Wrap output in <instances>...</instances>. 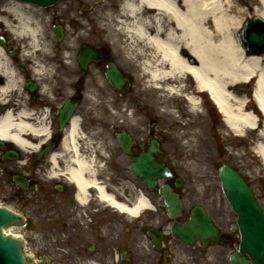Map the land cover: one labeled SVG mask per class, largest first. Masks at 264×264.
<instances>
[{
  "label": "flooded vegetation",
  "instance_id": "obj_1",
  "mask_svg": "<svg viewBox=\"0 0 264 264\" xmlns=\"http://www.w3.org/2000/svg\"><path fill=\"white\" fill-rule=\"evenodd\" d=\"M100 51L101 60L88 65L82 78L74 63L72 77L56 73L57 78L51 80L46 92L40 85L35 86L33 93L26 85H19V91L9 93L7 99L11 100L2 106L3 110L17 107L22 98L31 114L26 120L35 128L46 127L45 133L28 136L30 149L5 143L0 151V206L23 218L15 231L25 238L38 264H230L225 253L238 241V229L233 216L209 197L199 203L219 227L218 244L212 240L182 244L163 230L165 219L160 215L147 213L134 219L102 202L100 187L104 185L108 192H114L115 200L131 205L134 182L127 170L129 158L102 143L100 109L86 100L87 96H100L98 78L108 60L104 49ZM73 56L76 60V54ZM67 100L76 104L71 117L77 116L80 121L81 133L74 141L67 133L71 118L63 125L60 119V110ZM136 138L133 153L147 143L142 134H136ZM9 155L13 158H7ZM82 158L89 166V170H82V178L88 183L84 201L79 200L83 193L79 181L71 174L80 170L78 162ZM255 185L263 197L264 182L257 180ZM139 186V190L144 189L142 183ZM183 200L181 221L190 217L198 203ZM150 230L160 232L157 249L149 237Z\"/></svg>",
  "mask_w": 264,
  "mask_h": 264
},
{
  "label": "bare ground",
  "instance_id": "obj_2",
  "mask_svg": "<svg viewBox=\"0 0 264 264\" xmlns=\"http://www.w3.org/2000/svg\"><path fill=\"white\" fill-rule=\"evenodd\" d=\"M255 1L258 6L253 8V13L264 19V0ZM93 2L97 6L93 13L99 12V26L108 34L116 53L137 62L143 70L142 75L137 76L138 82H142L139 86L143 92L182 98L191 111L198 109V97L207 95L222 114L230 135H254L253 152L264 170V54H248L239 44L237 33L244 22L239 3L234 0ZM64 9L66 12V7ZM36 11L14 1H8L0 9V23L10 30L14 45L21 50L18 61L15 57L7 56L0 45V103L7 93L19 91V81L21 84L22 80L16 66L23 65L22 59L34 64L36 78L40 77L44 85L43 91L50 85L53 67L50 63L51 45L41 14ZM75 31L74 28L69 30V35L75 34ZM82 36L88 37L85 33H78L74 42ZM66 50L74 51L70 41ZM35 58L38 59L36 62ZM68 63L74 67L73 61ZM31 76L34 77L33 74ZM249 83L252 84V100L237 91L241 84ZM188 85L191 91L187 90ZM19 100L17 107L8 108L0 114V140L28 150L31 148L29 137L33 133H45L46 127L35 128L26 120L31 114L22 103L23 99ZM176 114L174 110L169 111L168 117L174 123L172 126L181 125ZM199 125L194 121L183 124L195 128L189 132L191 137L203 134V128L197 129ZM67 133L73 141L81 133L77 116L71 120ZM181 134L179 132L178 135ZM78 163L80 170L71 174L79 181L83 191L79 200L84 201V189L88 183L82 178V170H89V166L83 158ZM143 195L134 192L132 206L127 207L117 202L104 185L100 187L102 202H108L119 211L129 212L135 217L144 210L154 209ZM10 230L5 234L15 237L16 232Z\"/></svg>",
  "mask_w": 264,
  "mask_h": 264
},
{
  "label": "water",
  "instance_id": "obj_3",
  "mask_svg": "<svg viewBox=\"0 0 264 264\" xmlns=\"http://www.w3.org/2000/svg\"><path fill=\"white\" fill-rule=\"evenodd\" d=\"M31 3L48 6L58 0H25ZM58 38L61 37L60 30ZM243 42L251 51H257L264 48V21L258 17H254L248 21ZM107 79L115 89H123L128 86V81L114 68L107 73ZM121 148L125 152H129L131 140L126 134H121L118 138ZM158 152L157 143H153L147 152L140 154L135 158L131 165L132 172L144 178L148 187L152 188L156 179L160 176L167 175L168 170L161 164L157 163L153 154ZM221 187L225 196L230 200L233 209L239 214V222L244 229L245 238L250 241L249 254L254 257V261L258 264H264V217L258 209L253 206V201L249 189L246 187L240 176L230 169L228 166H222L218 171ZM166 187L160 188V193L164 197L167 206L171 210V214L175 213L180 206L175 195H168ZM16 216L11 212L0 209V264H29L23 258L20 252V244L16 239L9 236H3L1 227L10 221H16ZM194 224H189L183 229L175 228L180 232V237L186 239L184 230H191ZM13 229V228H11ZM7 233L9 231H5ZM237 264H243L239 257H232Z\"/></svg>",
  "mask_w": 264,
  "mask_h": 264
},
{
  "label": "rangeland",
  "instance_id": "obj_4",
  "mask_svg": "<svg viewBox=\"0 0 264 264\" xmlns=\"http://www.w3.org/2000/svg\"><path fill=\"white\" fill-rule=\"evenodd\" d=\"M3 1H5V0H0V6H2V4L4 3ZM234 1L239 3V8L243 11L242 20H244L246 17H248L250 14H252L253 8L258 6V4L255 0H234ZM72 2H73L72 0L61 2V3H58L51 8L38 9V11H36L38 14H41V18H42L43 23H44L45 34L48 37L51 46H53L55 41L53 38H51L52 36H51V31H50L51 30V28H50V26H51L50 16L51 15L50 14L53 12H56V11H61L62 6H63V5H61L62 3H65V5H67V6H72L74 3V2L73 3ZM75 5L76 4L74 3V7H75ZM8 37H9L8 40H9L10 46H16V45H14L13 39L11 38L10 34L8 35ZM107 37H108V35H107ZM63 47H64V45L59 47V48L62 49ZM51 52H52V48H51ZM121 52H122V49H121ZM50 57L53 58L52 56H50ZM22 60L24 62V59H22ZM34 60L37 61L38 59L35 58ZM122 61H123L125 68L128 70H129V67H133L132 65H134V63L132 61H130L128 58H125V60H122ZM135 63H137V62H135ZM130 64H132V65H130ZM131 79L133 81V85L129 89V91H131L130 94H133L138 100H140L142 103H144V108H145L144 112L146 110L148 115L151 116L149 119L152 120V118H153L154 121H156L157 123L159 122V124H161V127L164 130L167 129L170 132L169 137L176 144H181V146L184 147V145H182V143H183L182 141L184 139H186V141L183 143V144H186L185 146L187 147L185 152L187 155L189 154L191 156L183 158V160L180 162V165L184 171H187L190 174L191 179H192V181L190 182L191 188L194 189L195 192H197L196 195L198 196L200 193L202 194L204 192L203 187L207 183L206 180L208 178L209 181L211 180L210 189H208V190H210V195L222 197V195L219 191V184L217 182L216 172H215V167L221 162V160L219 161L220 158L218 156H216V152L213 149L212 144L209 142V141H212V139L208 138L207 140H209L208 141L209 145L208 144L204 145V143H203L204 139H201L200 141L196 140V139H194V137H189V134L185 133V132H184L185 134L182 133L184 135V139H183V137L178 136L179 131L182 132L181 128H183L182 127L183 125L182 126L181 125L172 126L174 124L172 122L173 119L168 117L169 111L174 110V112L177 113L176 115L180 119L179 113L177 112V109H182L184 101L181 99H177L176 97H173V98L163 97L161 94L159 95L157 92H143L142 87L139 86L140 83L142 84V82H140V83L138 82L137 76H134ZM128 96H129V94L123 95V96H118V95L113 94V93L112 94L111 93L105 94V92L103 90V93L101 95V108H102V111H104V112H102L103 124H105L106 126H109L111 124V114L108 111V107L105 103H107L109 106L112 105V107H114L113 105H116L115 107L123 109L125 102L129 101ZM122 111L124 112V110H122ZM144 112L137 111L136 113L138 115L136 114L135 118H129V121H131L130 125L131 126L133 125V128L137 131L139 130L138 123H140V121L138 119H140L142 117L141 114H143ZM183 115H184L183 119L188 123L189 119L186 116H189V115L186 113ZM190 118H191V120H193L194 116L191 115ZM253 138H254V135L249 134L246 137V139H244V140H246V141L249 140L251 142V139H253ZM190 140L192 141V147L189 148L186 142L190 141ZM235 143L238 144L237 142H235ZM168 145H170V143H168ZM241 151H243V152H241ZM241 151L237 152V155L236 154L234 155L235 157H233V158L229 157L228 160L232 164H239L240 166H242L243 169H245L247 175L249 177H251L253 179V181L255 182L256 180H254L255 177L253 176V174L255 173V170L257 168L255 166V164H257L256 160L253 156H251L250 153H246L245 150H241ZM223 159H227V158H223ZM250 160H254V161H250ZM212 163L214 164V168L211 166Z\"/></svg>",
  "mask_w": 264,
  "mask_h": 264
}]
</instances>
